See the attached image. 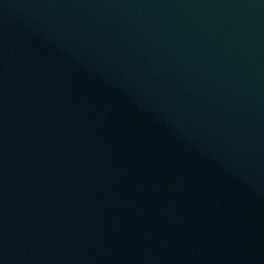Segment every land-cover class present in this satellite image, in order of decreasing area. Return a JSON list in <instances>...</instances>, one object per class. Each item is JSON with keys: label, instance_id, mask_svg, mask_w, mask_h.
<instances>
[{"label": "water", "instance_id": "95a60500", "mask_svg": "<svg viewBox=\"0 0 264 264\" xmlns=\"http://www.w3.org/2000/svg\"><path fill=\"white\" fill-rule=\"evenodd\" d=\"M0 264H264V0H0Z\"/></svg>", "mask_w": 264, "mask_h": 264}]
</instances>
